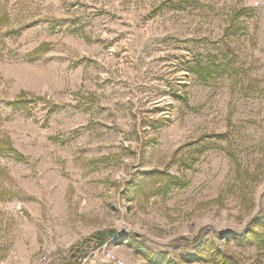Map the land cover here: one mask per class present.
Listing matches in <instances>:
<instances>
[{"label": "rangeland", "instance_id": "1", "mask_svg": "<svg viewBox=\"0 0 264 264\" xmlns=\"http://www.w3.org/2000/svg\"><path fill=\"white\" fill-rule=\"evenodd\" d=\"M1 142L0 264H264V0H0Z\"/></svg>", "mask_w": 264, "mask_h": 264}, {"label": "trees", "instance_id": "2", "mask_svg": "<svg viewBox=\"0 0 264 264\" xmlns=\"http://www.w3.org/2000/svg\"><path fill=\"white\" fill-rule=\"evenodd\" d=\"M190 65V64H189ZM195 70H193V68L190 69L191 73H195L198 78H200L203 81L208 80L209 78H211L213 75L215 74H223L225 72L224 67L221 64H217L216 62H211L208 65H203L199 62H195ZM10 106L17 108L19 106L18 101H14V102H10L9 103ZM4 144H8L5 142H1L0 143V153L4 152V151H10L11 153H14L19 160L22 159L21 155H19L14 149H12L11 147L9 148H5L7 146H3ZM176 178L171 177L170 180H175ZM250 235H251V241L256 240L258 242V245L263 247L264 246V232L261 231H257L255 229V226H251L250 229ZM202 234H200V236L198 238H196L195 240V245H198L202 239ZM227 261V259H226ZM228 262V261H227ZM225 263V261H224ZM228 264H235L233 261L232 262H228Z\"/></svg>", "mask_w": 264, "mask_h": 264}, {"label": "built area", "instance_id": "3", "mask_svg": "<svg viewBox=\"0 0 264 264\" xmlns=\"http://www.w3.org/2000/svg\"><path fill=\"white\" fill-rule=\"evenodd\" d=\"M90 241H92V240H90ZM89 245H95V247L97 249L102 250V256H103L102 259H101V263L102 264H126L125 261L123 259H121L119 256H117L113 251L107 249V245L99 246L97 243L95 244L94 241L89 243ZM88 249H89V247L86 244V246L82 247L80 252L81 251L87 252ZM85 254H86V256L81 257L82 259L79 261V264H88L89 263L90 257L87 256V253H85ZM47 261H48V257L47 256H43L41 258V260H40L41 264H45V263H47Z\"/></svg>", "mask_w": 264, "mask_h": 264}]
</instances>
